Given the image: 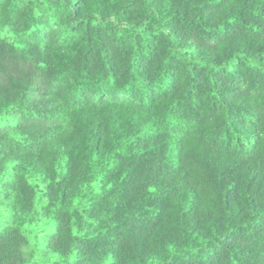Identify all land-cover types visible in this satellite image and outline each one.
Here are the masks:
<instances>
[{
  "label": "trees",
  "instance_id": "1",
  "mask_svg": "<svg viewBox=\"0 0 264 264\" xmlns=\"http://www.w3.org/2000/svg\"><path fill=\"white\" fill-rule=\"evenodd\" d=\"M0 264H264V0H0Z\"/></svg>",
  "mask_w": 264,
  "mask_h": 264
}]
</instances>
